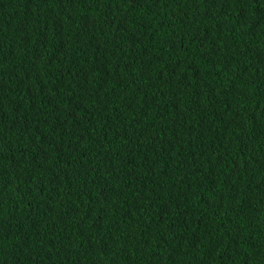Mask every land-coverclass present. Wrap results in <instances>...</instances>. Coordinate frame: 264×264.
<instances>
[{"label":"trees","instance_id":"obj_1","mask_svg":"<svg viewBox=\"0 0 264 264\" xmlns=\"http://www.w3.org/2000/svg\"><path fill=\"white\" fill-rule=\"evenodd\" d=\"M0 264H264V0H0Z\"/></svg>","mask_w":264,"mask_h":264}]
</instances>
